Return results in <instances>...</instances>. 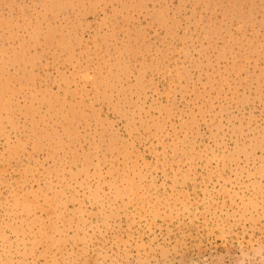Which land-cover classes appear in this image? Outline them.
<instances>
[{"label":"rangeland","instance_id":"rangeland-1","mask_svg":"<svg viewBox=\"0 0 264 264\" xmlns=\"http://www.w3.org/2000/svg\"><path fill=\"white\" fill-rule=\"evenodd\" d=\"M0 264H264V0H0Z\"/></svg>","mask_w":264,"mask_h":264}]
</instances>
